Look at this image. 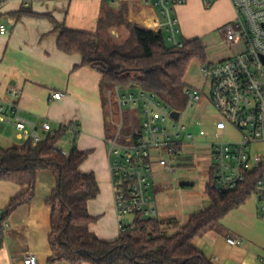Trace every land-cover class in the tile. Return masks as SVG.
<instances>
[{
	"label": "crops",
	"instance_id": "1",
	"mask_svg": "<svg viewBox=\"0 0 264 264\" xmlns=\"http://www.w3.org/2000/svg\"><path fill=\"white\" fill-rule=\"evenodd\" d=\"M214 1L206 5L203 0H189L175 7L181 41L185 40V7L188 4L211 7ZM214 4L229 7L227 14L222 15L221 26L234 19L230 0H217ZM109 6L103 0H31L28 5L21 0L6 2L0 11V20L9 29L7 34H0V102H9L11 90H19L16 102L27 125L26 132H20L12 123L0 121V144L4 147L20 145L33 130L43 138L48 133L43 127L45 121L52 129L70 125L66 135L69 146L64 145V150L69 152L75 144L79 150L89 152L80 170L93 172L100 188L99 194L88 202L89 213L95 219L90 229L99 238L112 241L119 238L121 232L108 159L110 124L101 87L102 74L91 65H83L81 54H67L57 46L60 35L57 23L96 33L99 20ZM142 6L156 23L157 10ZM22 10L26 13L19 15ZM193 38L196 37L189 39ZM55 92L64 95L55 99ZM211 125L215 132V126ZM213 140H196L195 144L184 145L174 171L156 166L152 190L163 234H176L193 213L212 204L206 186L210 180ZM193 146L201 149L200 157L190 150ZM56 187L57 176L53 171L37 172L35 196L17 207L7 220L4 239L0 241V264H24L29 254L35 255L39 264H71L68 260L48 261L53 253L49 242L53 209L49 199ZM26 190L27 186L0 180V212L12 198ZM260 202V197L253 195L197 236L193 245L214 264H264V218L260 216ZM228 238L239 242L232 245Z\"/></svg>",
	"mask_w": 264,
	"mask_h": 264
},
{
	"label": "trees",
	"instance_id": "2",
	"mask_svg": "<svg viewBox=\"0 0 264 264\" xmlns=\"http://www.w3.org/2000/svg\"><path fill=\"white\" fill-rule=\"evenodd\" d=\"M105 2L110 6L103 12L96 33L57 23L60 29L58 48L67 54H81L83 65L98 69L102 74L103 93L105 88L115 85L129 91L138 87L155 92L173 109L184 108L185 92L189 88L185 76L192 60L197 59L203 64L207 62L205 44L196 37L183 40L182 46L169 45L164 29L143 27L129 20V2H123L119 7ZM23 13L26 10L18 14ZM116 25L125 26L129 36L122 42H104L102 33ZM100 51L111 60L114 68L101 63L98 58ZM127 119L131 122L129 115ZM136 125L139 127V124ZM70 129V125L51 128L37 143L33 137H28L20 145L4 147L0 144V180L27 186L23 194L12 198L0 212V241L4 239L11 213L35 196L37 172L48 169L57 176V187L49 199L53 209L49 238L53 253L49 262L214 264L193 245V240L231 210L243 205L253 195H258V182L264 176L263 164L261 168L248 173L245 181L234 190L221 192L216 186L214 174L210 172L206 191L212 204L193 213L179 232L165 235L157 217L138 215L134 219V229L121 233L116 240L107 241L90 229L95 219L89 213L88 202L99 194L100 188L93 172L80 170L89 152L79 150L74 144L66 155L62 153L64 149L60 144ZM129 130L128 127L126 132Z\"/></svg>",
	"mask_w": 264,
	"mask_h": 264
},
{
	"label": "built area",
	"instance_id": "3",
	"mask_svg": "<svg viewBox=\"0 0 264 264\" xmlns=\"http://www.w3.org/2000/svg\"><path fill=\"white\" fill-rule=\"evenodd\" d=\"M9 0H0V11ZM26 5L31 0H21ZM105 1V0H103ZM113 4L149 5L158 12L156 30L164 29L168 39L175 46H182L179 39V21L175 7L189 0H106ZM210 5L214 0H203ZM235 17L220 27L224 41L240 45L235 54L202 65V75L210 83L209 103L220 116L213 118L215 137L211 146V172L219 191L234 190L245 181L248 173L264 164V151L253 153L255 144L264 143V0H230ZM9 31L6 23L0 20V34ZM135 89H138L136 87ZM9 102H0V121L12 123L20 132H26L27 120L19 114L16 98L20 91L10 92ZM188 107H193L202 99L199 91L189 87ZM62 92H55L53 98L61 99ZM115 100L120 115L126 106L138 109L141 115L140 131L134 122V113H129V132L124 134V123L111 119L110 134L107 138L108 159L117 222L121 233L134 229V219L140 215L156 218L158 208L152 186L156 166L169 171L175 170L178 156L185 145L195 144V133L185 123V110H177L175 118L171 108L155 92L139 89L138 92L115 88ZM187 107V108H188ZM200 136H207L204 123L199 121ZM43 127L52 128L48 121ZM232 128L238 137L228 140L225 133ZM37 143L41 138L33 130L27 135ZM67 154L65 150L62 151ZM261 212L264 215V176L258 182ZM235 245L239 240L228 238ZM24 264H39L33 254H29Z\"/></svg>",
	"mask_w": 264,
	"mask_h": 264
},
{
	"label": "rangeland",
	"instance_id": "4",
	"mask_svg": "<svg viewBox=\"0 0 264 264\" xmlns=\"http://www.w3.org/2000/svg\"><path fill=\"white\" fill-rule=\"evenodd\" d=\"M217 0L214 1L216 3ZM213 5L211 7H206L200 4H188L185 7V40L190 37H198L206 46V56L208 61H216L221 57L234 54L238 45L229 44L224 41L223 34L219 31L221 27L222 15L227 14L229 11L228 5ZM234 16V13L231 14ZM129 20L137 23L140 26L155 29V20L149 17V11L143 9L142 4H129ZM148 18L150 21L144 22V19ZM181 28V26H180ZM105 41L111 42H122L129 36V31L125 26H113L102 33ZM168 37V35H167ZM167 43L172 45L169 39ZM202 65L203 63L197 59L191 61L189 68L185 76V82L188 87L196 89L200 92L202 99L197 102L193 107H188L189 98L185 92V107L182 108L186 111L185 123L189 126L191 132L195 133L196 140L199 142H206L210 139H214L215 132L213 131V126L211 125V120L213 118L220 117L209 104V94H210V83L202 75ZM115 85L109 89L105 88L104 98H105V109L107 116L113 125V121L116 123L123 122L124 129L123 133L126 134V129L129 127L130 120L128 121V115L134 113V122L139 124L141 122V115L138 109L132 108L131 106H126L124 109V115H120L118 106L115 100ZM125 91V88H122ZM139 89H134L133 91L138 92ZM188 107V108H187ZM181 109V110H182ZM199 121L204 123L205 128L210 132L209 138L207 136H200L198 131L200 129ZM126 132V133H125ZM225 137L228 140L235 139L238 134L232 129L228 128L225 133ZM67 143V144H66ZM66 145L69 146V138L66 137L62 143L61 147ZM65 146V147H66ZM64 149V147H63ZM197 153V157H200V148L190 149ZM264 151V143L255 144L252 148L253 153H262ZM211 160V158H210ZM185 173V171L181 170ZM179 171V173L181 172ZM194 172V171H191ZM264 218V215H260Z\"/></svg>",
	"mask_w": 264,
	"mask_h": 264
},
{
	"label": "water",
	"instance_id": "5",
	"mask_svg": "<svg viewBox=\"0 0 264 264\" xmlns=\"http://www.w3.org/2000/svg\"><path fill=\"white\" fill-rule=\"evenodd\" d=\"M98 58L100 59L102 64H107L108 67H113V68L115 67V65L111 62V60L109 58L105 57L101 51L98 53ZM263 60H264V57H263ZM172 115L175 118H178L179 112L177 110H174L172 112Z\"/></svg>",
	"mask_w": 264,
	"mask_h": 264
}]
</instances>
